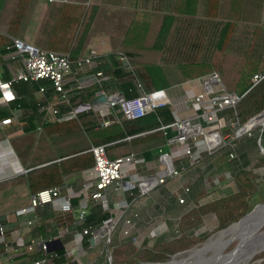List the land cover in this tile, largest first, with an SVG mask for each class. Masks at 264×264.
Instances as JSON below:
<instances>
[{"label": "crops", "instance_id": "crops-1", "mask_svg": "<svg viewBox=\"0 0 264 264\" xmlns=\"http://www.w3.org/2000/svg\"><path fill=\"white\" fill-rule=\"evenodd\" d=\"M192 2L190 5H195ZM201 6L202 2L197 11L191 10V6H189L186 14L201 17L203 14ZM173 11L171 0H0V34L6 36L10 40V44L11 39L16 38L42 50L53 51L51 48H56L55 52L68 54V56L73 55L74 62L87 58L91 52H94L95 56L89 64L82 67L73 64L72 75L67 78V88L73 89L79 84L81 91H72L70 100L80 93L83 94L84 91L89 92L101 80L111 79L115 86L112 84L109 87V92L97 91L92 100H95L101 93L109 95L120 92L124 95L121 87L129 80L130 82L132 80V87L126 93L140 95L142 93L141 86L131 79L130 66L127 60H122V56L119 55V49L125 39L129 23L132 22L136 13H155L163 16L165 21L158 26L159 34L157 35L158 46L161 47L166 43L172 30L173 19L177 17ZM20 13L23 14L18 21L17 16ZM73 19L78 20L77 25H72L71 20ZM82 24L83 27L77 40V34ZM12 31L15 33L11 34ZM10 44L2 50V57H0V79L2 81L9 80L13 73L12 70L20 67L19 63L9 61V57L14 55L12 49H7ZM74 46L77 49L73 52ZM65 47L69 48L67 53L62 51ZM239 55L243 56L242 53ZM259 58L255 53L252 55L254 60ZM97 73H101L102 78H97ZM157 77L162 80L163 76L157 75ZM113 87L117 88L114 90ZM163 89L167 91L173 102L170 110L175 122L176 119L190 116L192 111L191 106L187 103L188 98L201 93L203 85L199 82V78H195L169 88L163 87ZM12 91L16 100L0 104V122L4 119H11L9 125L0 124V131L3 133L0 138V204L1 207L10 209L7 213L0 215V221L4 228V244L0 245V264H32L38 260L39 258L36 257L39 254L37 253L40 250L39 246L35 245L30 251L19 247V245L27 246L32 241L47 243V251H40L43 256L51 258L49 264H104L103 256H99L105 255L108 251L106 248L107 251L103 252L104 249L101 248L106 237L103 236L101 225L94 227V220L92 217L90 218L92 210L96 207L107 214V219L115 221V231H119L118 233L114 231V234L111 235L114 239L118 238L120 233L119 237L123 242L141 240V243L146 240L147 243L151 241L156 243L162 237L166 240L176 238L179 221L194 208L198 216L201 217H197L198 223L194 225L195 232L190 229L187 233L192 236L194 233L196 234L198 228L205 230L208 225L216 226L217 220L214 213L216 207L211 205L220 199L224 200L238 193V175L242 171L251 172L259 169L257 167L255 169L256 165L251 163L258 161L259 146L241 159L230 162V167L224 170H215L212 164L203 166L200 176L197 174L199 170H196L198 165L193 166L188 158L180 156L176 158L175 164L182 166V174L190 173V180L196 177L197 188L193 190L196 194L189 204L184 205L185 200L183 203H179L174 199L177 191L180 193L179 198H185L186 190L184 188L188 187V185H179L175 180L168 181L165 185L138 197L129 193H119L113 187H109L104 192L106 205H103L101 201L92 200L89 196L84 197L80 194L83 185L92 183V168H89L71 172L62 178V184L75 192L71 197L73 213H65L52 205H41L34 211L18 215V209L22 207L29 196L25 197L26 190L23 188L20 190L15 182L16 177L26 174L27 170L20 164L11 140L24 136V125L21 121L24 117L32 115L31 105L33 104L26 98L18 97L14 87ZM50 100L51 98L47 97L45 93L41 95L38 89L35 91V106L38 107L39 112V116L33 123L36 135L46 125L58 123L52 121L53 117L45 113L46 106L51 103ZM44 116L48 120L42 125ZM218 120L220 121L218 123L224 124L222 132L226 137L225 141H228L230 134L238 126L235 115L231 110H228L223 112ZM39 126H41L40 130H38ZM170 129L171 137H174L177 131L175 128L170 127ZM162 150L164 153H170L174 151V147L164 145ZM153 156L149 161L140 160L137 163L135 172L138 175L145 176L156 171L158 149L154 150ZM205 169L208 170L207 174ZM214 171L217 173H213ZM258 172L261 174L260 170ZM222 185H224L223 188ZM216 192H220V195L211 197ZM82 208L86 211V218L83 223H79L77 211ZM125 220L131 222L129 227L125 225ZM89 227L98 229L96 240L90 235L83 234V230ZM125 231L126 234H124ZM140 231L144 232L141 237ZM112 241L113 238L110 237L109 244H112Z\"/></svg>", "mask_w": 264, "mask_h": 264}, {"label": "trees", "instance_id": "trees-1", "mask_svg": "<svg viewBox=\"0 0 264 264\" xmlns=\"http://www.w3.org/2000/svg\"><path fill=\"white\" fill-rule=\"evenodd\" d=\"M202 3V16L193 17L186 15L191 0H171L172 10L177 17L173 19L172 30L166 43L161 47L158 46L157 41L158 26L164 23L165 18L155 13H136L128 26L119 55L126 58L130 66L129 75L141 86L142 92L169 88L183 81L216 74L226 93L242 96L231 111L238 125L243 126L256 115L264 112V49L260 58L254 60L253 48L259 50L261 48L259 44L256 47L255 43L251 42L242 53L243 56L229 52L228 48L237 23L259 22L264 0H203ZM21 14L23 13L17 16L18 21ZM71 23L77 25L78 20L73 19ZM82 27L83 24L77 34V40ZM14 33L12 31L11 34ZM9 44L10 40L0 34V57L2 50ZM75 49L77 48L74 46L73 52ZM51 50L55 52L57 49L51 48ZM62 51L67 53L69 48L65 47ZM69 58L73 61L75 57L72 55ZM256 74H260L261 79L253 84L251 79ZM157 75L164 78L160 80ZM131 83L132 80L131 82L129 80L121 87L127 99L138 96L134 93L131 95L126 93L131 89ZM112 84L114 85L113 79L101 80L89 92L84 91L83 94L74 96L69 104L71 107H76L82 103H89L94 99L97 91L109 92ZM13 87L18 97L26 98L33 104L32 115L24 117L21 121L24 125V136L11 140L20 164L27 170L26 174L16 177V186L26 190L25 197L29 196V200L27 199L18 211L27 208V204L29 206L32 195L62 186V178L66 174L92 168L94 161L89 151L92 146H104L109 159L133 154L139 160L149 161L154 157V150L163 148L166 139L171 137L170 128L161 129L174 122L169 106L147 113L137 120L122 119L120 124H112L105 128L94 127L98 119L95 113L89 112L79 115L77 119L48 124L36 135L33 123L39 116L38 107L35 106V91L38 85L18 82ZM113 88L115 90L117 87ZM50 93L51 88L48 87L45 94L48 97ZM172 104L170 99V106ZM64 111H67V108L62 109L60 113ZM221 115L222 113L218 114V117ZM216 128L217 125L214 124L210 125L208 130ZM2 136L3 133L0 131V138ZM69 138L70 141L60 142ZM226 142L218 151L210 155L203 154L196 159L193 166L198 165L196 170H199L197 173L199 176L202 175L200 170L203 166L212 164L215 170L221 171L229 168L230 162L241 159L258 146L264 150V128L261 133L259 130L252 131L250 135L229 139ZM263 162L264 156L259 159V164ZM195 179L196 177H193L188 182V187L184 188L186 190L184 205L192 202L195 197L196 193L193 191L197 188ZM132 195L138 197L139 193L135 191ZM227 198L218 202L219 207L214 210L219 229L228 228L251 209L249 197L243 193ZM260 199L257 201L261 202ZM8 211L9 208H3L0 204V215ZM91 217L94 220V227H99L107 220V214L98 207L92 210ZM165 243L166 238H160L154 245L155 249L145 251L142 262L166 261L170 255L175 254L163 246ZM168 252L172 253L168 254ZM37 253L39 256L37 255L36 258L44 257L40 250Z\"/></svg>", "mask_w": 264, "mask_h": 264}, {"label": "built area", "instance_id": "built-area-1", "mask_svg": "<svg viewBox=\"0 0 264 264\" xmlns=\"http://www.w3.org/2000/svg\"><path fill=\"white\" fill-rule=\"evenodd\" d=\"M65 1V0H59ZM7 49H12L14 55L9 57L12 63L20 64V67L13 69L9 80L0 79V104H7L16 100L13 94V85L18 82L34 83L38 85V92L42 95L46 93L48 87L51 88V103L45 108L47 114L53 117L54 122H64L71 119H77L79 115L85 113H95L98 122L94 127H108L112 124H120L122 119L137 120L144 117L147 113L153 112L161 107H170V97L166 90L156 89L150 92H142L140 95L132 98H125L120 92L109 95L101 93L89 103L79 104L71 107L69 104L71 92L81 91V86L77 84L73 89L67 88V78L72 75V66L78 67L87 65L95 56L91 52L87 58L79 61H71L68 54H62L54 51H47L37 48L31 44L25 43L19 39L12 38L11 44ZM126 61L125 57H121ZM97 78H102L101 73L96 74ZM261 79L260 74L252 77L253 84ZM48 85H45L46 83ZM203 85V91L188 98V104L191 106L190 116L176 121L161 129L175 128L177 134L174 137L166 139L165 146L174 147V151L164 153L162 148H158V163L156 171L152 174L140 176L136 171V165L140 161L135 155L109 159L104 146H95L90 148L94 164L92 166V183L82 186L80 194L84 197L89 196L92 200L101 201L106 205L104 192L107 188L113 187L119 193H129L132 195L135 191L140 196L148 194L157 187L165 185L168 181H178L182 175V166L176 165L175 160L180 156H185L194 165L196 159L203 154H212L221 149L226 144V137L222 129L224 124H220L218 114L234 107L242 99V96L226 93L220 85L216 74H211L207 78H199ZM104 97V101H99ZM54 102V103H52ZM60 113L62 109H66ZM48 119L43 117L41 124H45ZM11 119H4L1 125H9ZM214 130H208L210 125L217 124ZM248 123V126H245ZM245 125L237 126L230 134V140L240 138L244 135H250L252 131L259 130L261 133L264 128V118L260 120L250 119ZM250 123V125H249ZM41 125V126H42ZM38 127V130L41 129ZM176 150V151H175ZM232 158V156H230ZM134 171V173H133ZM74 191L65 184L52 190H44L30 197V204L27 208L19 210L18 215L34 211L41 205H52L60 208L65 213H73L71 197ZM183 203V199L178 200ZM86 218L85 209L77 211V221L83 223ZM125 225L130 226L131 222L125 220ZM116 228L115 221L107 219L101 225L103 236L110 242L111 233ZM127 232L125 231L124 234ZM84 235H90L94 240L98 237V229L86 228ZM4 244V228L0 221V245ZM35 245L39 246L42 252L48 249L46 242H30L29 245H19L30 251ZM107 251V250H106ZM109 258V255H107ZM51 258L43 257L34 261L32 264H49Z\"/></svg>", "mask_w": 264, "mask_h": 264}, {"label": "rangeland", "instance_id": "rangeland-1", "mask_svg": "<svg viewBox=\"0 0 264 264\" xmlns=\"http://www.w3.org/2000/svg\"><path fill=\"white\" fill-rule=\"evenodd\" d=\"M191 1H193L192 4H195V5H190L191 10L197 11L199 8L198 6H200V3L203 0H191ZM200 9H203V3ZM251 42L255 43L256 47L258 46V44L261 45V48L259 50L258 48L257 49L253 48V53H255V55H258L260 57L264 49V6L260 13L259 22L257 23L239 22L236 24V28L233 33L231 42L229 44L228 51L234 54H241L245 51V49H247V46ZM67 140L70 141L71 138L64 139V141L60 140V142L65 143V141ZM258 155H259V157L257 158L258 161L256 162L252 161L251 163L252 165L254 164L256 165L255 169L256 167L259 169L252 170L251 172L242 171V173L238 175V178H237L238 193L239 194L243 193L244 195H246V197H249L251 208L257 204H264V162L262 164H259L260 157L262 158L264 155L261 150L258 151ZM259 170L261 171V174H259L258 172ZM205 173L206 174L208 173L207 169H205ZM190 178H191L190 173H187V174L183 173L181 178L178 180L179 185H182V186L188 185ZM205 180L207 181V177ZM182 186H181V189H183ZM223 187L224 185H222V188ZM219 193L220 192H216L213 195H211V197H218L220 195ZM179 197H180V193L179 191H177V193L174 195V199L178 201V199H180ZM257 199H260L262 201L258 202ZM218 201L221 202L222 200L220 199ZM218 201H216L211 206L219 207V205L217 204ZM200 214L202 215V213ZM197 217L199 218L201 216L200 215L198 216L197 211L194 210L193 208L189 213H186L183 216V218L179 221L178 226H177L178 227L177 237L168 239L166 240V243L163 244V246H166L168 249L175 252V254L170 255V257L166 261H169L174 256H182V255L187 256V254H191V253L197 254L199 252H202V255H200V258L203 259V260L201 259V262H202L205 259H209V258L216 256V254H218L220 250L222 253H224V255L231 254L235 251L238 241L227 240L229 239L231 232L235 228L234 224L229 226L226 229L217 228V223L215 227L208 225L205 227V230L198 228L196 231V234L194 233L192 236H190L187 233L189 232L190 229L194 230L195 232L196 227L194 225L198 223ZM114 231L111 233V235L114 234ZM118 231L117 232L115 231V232L118 233ZM261 232H264V222L258 225L254 229L252 235H256ZM140 234H141L140 235L141 237L142 234H144V232L141 233L140 231ZM119 236H120V233H119ZM119 236L116 239H114L113 236H110L111 238H113L112 244H109L107 241V238H105L101 248L104 249L103 252H105L106 248L108 249V251L105 253V255L101 254L99 256V257L103 256V260L105 261L104 264L144 263L142 262L144 260L142 258L143 257L142 255H145V251H147V249H152V248L155 249L154 244L157 243L156 241H154L156 243H153V241L147 243V240L142 243H141V240L123 242L122 238ZM212 244L214 245L211 246ZM143 246L145 247L143 248ZM208 246L212 248L207 249ZM171 253L172 252H168V254H171ZM107 255H109V258ZM185 256H183V258ZM166 261H149V262H166ZM246 264H264V251L257 253V255L255 254V256L250 261H248Z\"/></svg>", "mask_w": 264, "mask_h": 264}, {"label": "bare ground", "instance_id": "bare-ground-1", "mask_svg": "<svg viewBox=\"0 0 264 264\" xmlns=\"http://www.w3.org/2000/svg\"><path fill=\"white\" fill-rule=\"evenodd\" d=\"M263 222L264 205L260 208L255 209L251 216L248 218V220L239 225L237 228H234L231 232L230 237L227 240L238 241L235 251L233 253L224 255V253H222L220 250V252H218L216 256L209 259H205L203 261V264H246L255 256V254L257 255V253L264 250V232L252 235L254 229ZM213 245L214 244H212L211 246ZM210 248L212 247H207V249ZM199 253L202 255V252ZM190 255L193 256L192 254ZM182 261L183 256H177L170 264H182Z\"/></svg>", "mask_w": 264, "mask_h": 264}, {"label": "water", "instance_id": "water-1", "mask_svg": "<svg viewBox=\"0 0 264 264\" xmlns=\"http://www.w3.org/2000/svg\"><path fill=\"white\" fill-rule=\"evenodd\" d=\"M99 101H104V97H100L99 98ZM262 118H264V112H262V113H260V114H258V115H256L254 117L255 120L256 119L257 120H260ZM249 125H250V123H249ZM245 126H248V123ZM263 205L264 204H257L255 206H253L242 218H240L236 223H234L235 228H237L239 225H241L246 220H248V218L251 216V214L253 213V211H254L255 208H257L259 206H263ZM263 248H261V249H263ZM192 255L193 256H191L190 254H187V256L182 255V256H185V257L183 258V261L181 263L182 264H203L204 263L203 261L201 262V259L202 258H200V255H201L200 253L192 254ZM175 257H177V256H174L172 259H170L169 261H166V262H144V263H140V264H170V263L173 262V260L175 259Z\"/></svg>", "mask_w": 264, "mask_h": 264}, {"label": "clouds", "instance_id": "clouds-1", "mask_svg": "<svg viewBox=\"0 0 264 264\" xmlns=\"http://www.w3.org/2000/svg\"><path fill=\"white\" fill-rule=\"evenodd\" d=\"M256 131V130H255ZM259 148H260V150L263 152V155H264V151H263V149L261 148V146H259ZM179 202V201H178Z\"/></svg>", "mask_w": 264, "mask_h": 264}]
</instances>
